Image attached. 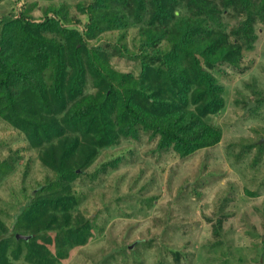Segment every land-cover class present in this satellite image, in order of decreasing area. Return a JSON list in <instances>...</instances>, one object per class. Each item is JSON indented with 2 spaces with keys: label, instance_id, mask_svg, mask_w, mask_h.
<instances>
[{
  "label": "trees",
  "instance_id": "trees-1",
  "mask_svg": "<svg viewBox=\"0 0 264 264\" xmlns=\"http://www.w3.org/2000/svg\"><path fill=\"white\" fill-rule=\"evenodd\" d=\"M77 6L85 21L68 18V8L58 4L41 22L25 8L1 22L0 119L26 136L53 175L22 207L11 237L0 239V264H61L90 241L95 216L76 212L82 198L74 181L119 138L149 133L158 138L157 151L171 148L183 158L218 144L222 131L205 120L225 105L216 74L243 65L264 23V0H90ZM108 30L120 32L118 54L142 59L139 76L115 72L98 42ZM19 158V151L0 158V183ZM7 231L0 216V237ZM26 231L29 240L17 238ZM22 253L26 262L19 263Z\"/></svg>",
  "mask_w": 264,
  "mask_h": 264
},
{
  "label": "rangeland",
  "instance_id": "rangeland-1",
  "mask_svg": "<svg viewBox=\"0 0 264 264\" xmlns=\"http://www.w3.org/2000/svg\"><path fill=\"white\" fill-rule=\"evenodd\" d=\"M81 1L90 0H0V27L24 8L44 21L46 9L58 4L68 8V18L85 21L77 6ZM258 29L243 65L216 74L225 105L205 120L222 131L218 144L183 158L171 148L157 151L158 138L142 133L139 140L119 138L84 171L78 169L83 172L74 187L82 199L76 212L95 216V234L61 264H264L263 22ZM133 33L126 35L129 46ZM119 36L118 30L104 31L98 42L115 72L137 77L142 59L118 54ZM29 146L23 133L0 119V158L20 154L0 183V216L8 226L0 239L11 237L22 207L53 175ZM18 262H26L23 253Z\"/></svg>",
  "mask_w": 264,
  "mask_h": 264
},
{
  "label": "water",
  "instance_id": "water-1",
  "mask_svg": "<svg viewBox=\"0 0 264 264\" xmlns=\"http://www.w3.org/2000/svg\"><path fill=\"white\" fill-rule=\"evenodd\" d=\"M17 238H28V236L25 235V234H20V233H18V234H17Z\"/></svg>",
  "mask_w": 264,
  "mask_h": 264
}]
</instances>
